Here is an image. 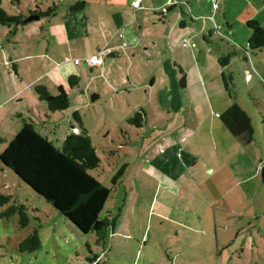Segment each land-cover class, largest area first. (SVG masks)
Masks as SVG:
<instances>
[{"label":"rangeland","instance_id":"rangeland-1","mask_svg":"<svg viewBox=\"0 0 264 264\" xmlns=\"http://www.w3.org/2000/svg\"><path fill=\"white\" fill-rule=\"evenodd\" d=\"M123 1L115 4L113 0H0V7L8 16H20L22 21L30 18V11L37 6L42 11L54 4L57 8L54 17L40 18L26 25H0V154L16 136L23 122L30 120L42 136L61 148L70 128L79 126L72 119L73 112L77 111L101 160V166L91 171L90 175L101 187L110 190L100 217L102 221L115 223V233L108 230L104 242H100L95 234H81L52 205L0 163V194L11 196V203L23 205L29 219V225L24 228L20 227L17 216L0 220V264H89V260L93 261L95 257L98 264H264V178L260 171L264 168V160L261 164H253L251 155L243 153L238 157L239 165L232 166L227 149L213 151L212 141L208 138L209 149L200 156L203 164L214 171L208 173L205 170L203 173L196 169V175L191 176L188 170L190 174L177 176L181 184L188 179L194 181V196L189 193L188 197L198 198L197 203L201 201L202 204L198 207L190 204L183 200L187 196L186 188L177 190V187H170L176 174L161 171L172 167V164L162 167L159 159L145 156L152 148L148 145L164 134L161 127L170 126L171 131L170 123L165 124L171 115L156 111V125L150 122L148 127L141 129L129 125L127 118L123 119L120 113V102L114 99V89L97 77L98 73H102L104 63L98 69L91 70L87 66L86 61L98 54L96 46L106 50V47L121 45L114 15L121 17L119 28L126 24L129 27L135 14L147 21H157L153 12L134 11L130 8V0L124 4ZM80 2L84 3V8L71 11ZM198 2L199 18L193 24L198 32L196 39L186 34L172 45V36L168 35L165 45L161 39L155 38V47L149 43L147 54L153 59L157 57V51L163 55L168 51L175 59L183 49L181 44L184 39L190 45L186 48L194 49L196 57L199 54L212 56V66L208 59L201 68L205 72L217 67V62L213 60L231 54L232 60L225 74L231 77L232 90L249 115L254 131L253 142L247 147L250 153L255 152L254 148H260L264 155V117L259 114V111L264 112V47L247 50L248 55L244 51L249 37L246 23L253 11L261 12L252 19L264 27V7L261 8L264 0ZM169 14L170 22L174 24L180 22L182 15L186 16L178 6ZM227 24L232 28L229 29ZM149 25H146L147 32ZM214 25L221 27L220 35L212 34ZM61 28L65 29L64 35L60 34ZM124 29L134 34L138 30L136 25L133 31L123 28L121 35L124 36ZM139 49H134V53L141 52ZM245 57L249 59L245 60ZM127 58L132 65L133 58L131 60L126 55L121 60L105 58V61L125 67ZM75 60L79 64L74 65ZM56 63L61 67L59 72L55 70ZM156 64L154 58L152 67L150 62L143 73L155 74L153 66ZM109 69L112 71L111 67ZM246 70L252 78L248 83L245 82ZM60 72L62 77L58 76ZM137 72L141 79L142 73ZM183 72L187 86L189 76ZM71 76L80 78L78 86L69 87L68 78ZM138 78L137 87L144 83L149 85V79ZM179 81L178 92L173 93L169 88L165 92L169 98L161 96L163 106L175 108L181 97L183 103L189 105L191 94L187 96L180 91ZM190 81L193 83L194 78L190 77ZM38 85L45 86L52 95H56L62 85L69 96V108L63 112H48L35 93ZM142 89L133 94L130 101L128 95L124 94L125 99L123 96L124 108L131 113L130 116L140 109L141 103L146 105L147 95ZM252 89L254 93L249 92ZM92 92L99 93L101 99L90 104ZM156 93L157 88L153 107L158 105ZM252 95H256L259 103L262 101L261 109L254 106ZM183 96H187L186 99ZM254 109V114H251ZM220 111V108L212 111L203 109L202 117L208 113L207 117L217 120L215 113H222ZM189 128L191 134L194 126L190 124ZM197 133L201 135L197 148L202 150L207 144L204 139L207 129ZM198 134L193 132L192 136H187V144L192 146ZM227 136L232 140L230 134ZM213 143L218 144L216 138ZM252 175L256 177L251 180ZM167 194L173 195L171 200ZM218 195L222 197L221 203L215 206L212 201ZM197 214L207 220L192 216ZM175 221L182 226H176ZM34 230L37 231L40 248L33 253L20 252L19 244Z\"/></svg>","mask_w":264,"mask_h":264},{"label":"crops","instance_id":"crops-1","mask_svg":"<svg viewBox=\"0 0 264 264\" xmlns=\"http://www.w3.org/2000/svg\"><path fill=\"white\" fill-rule=\"evenodd\" d=\"M113 1L115 2V4L119 2V0H113ZM131 1L133 0H130V4H131L130 8L132 10L134 11L143 10L145 12H153L155 14L154 18H156L157 21L156 22L154 20L147 21L141 18L142 17L141 15L140 17L139 14H135L133 21H131L130 24H128L129 27H127V24H126L122 28L121 27L119 28L121 24V20H120L121 17H119L118 15H114V23L116 24L117 30L120 35H121L123 28H130L133 31L136 25L138 30H137V33L134 34L130 30L128 33V31L124 29L126 35L125 36L122 35V37H120L119 35V39H121L122 42L131 43V47L129 48V51H127L128 49L125 50L127 51L125 53V51L119 49V45L111 46L113 48L106 47L107 49H112V50L114 49L116 52V53L114 52L115 57L108 56L107 59L121 60L123 59L124 55H126L130 57L131 60L133 58L132 65H131V62L129 63L130 61L129 58H127L129 64L127 63V66L125 67L119 64L116 65L115 63L114 64H111L110 62L106 63V61L104 60L103 62L104 66L101 70L102 73L100 74L97 72L98 73L97 77L99 79L105 80V83H106L105 85L110 86L114 89L113 90L114 95H115L114 99L116 100V102H120L121 104L120 113L122 114L123 119L125 118L128 119L129 117H131L130 116L131 113L127 109L124 108V99H125L124 94L128 95L127 99L128 101H130V97L133 94L139 93L140 91L139 89L143 88L142 92L144 91V93L147 95V102H146L147 106L143 105L142 103L140 104L141 107L139 110H143L145 113V123L142 125V127H140V129L143 128L144 126L148 127L150 122L156 125L157 120L154 122L155 119H158L156 111H158V114L164 113V115H169V116L171 115V118L168 119V121H165V124L170 123L171 128H172L171 131H169L170 126L161 127L160 129L163 130L164 134L160 136L159 138L154 139L153 143L148 145V146H151L152 148L147 150L145 156L146 158H154L155 160L159 159L160 164H163L162 167H166L167 164L171 163L172 167H166L165 170H161V171H165L168 173L174 172L176 174L172 180V184L170 187L175 188V189L177 187L178 188L177 190L186 188L187 196L185 195L183 197V200H187L189 201L190 204L198 207L200 204H202V202L200 201V203H197V201L199 200L198 198L188 197L189 193H192V196H194L193 191H192L193 189L192 185L194 184V181H192V179L191 180L188 179L181 184V179L180 178L177 179V176H179L180 174H184V176H186L187 175L186 173L190 174V171H191V176H194L196 175L195 174L196 169L202 170L203 173H205V170H207L208 173H212L214 171L210 166H205L203 164V161L200 156V154L206 153L207 150L209 149L208 138H210V140L212 141L211 148L213 151L217 149H225V148L227 149L226 153L228 157L231 158L230 162H232V166L237 167L239 165V163L237 162L239 161L238 157H240V155L243 153L244 155H251L253 164H256L258 162L261 164L262 163L261 160H264V155L260 152V148H254L255 152L250 153L248 150V147L243 146L234 137H232V140H230L227 136L230 133L224 127L221 120L220 121L218 120L220 119V116L231 105V100L228 98L224 90L222 81H221V73L222 72L225 73V70L229 68V65L232 59L230 60L229 65L227 67H221L217 62L218 58H216L213 61L217 62V67L215 66V69L213 70L211 69L210 71L205 72V70H201V68L202 66L204 67L208 59H209V65L212 66V63H214L211 60L212 56L208 54H205V55L203 54L204 61H203V64L200 65L195 55V52L193 51L194 49L191 50L192 48H186V47H189L190 45L183 39L182 40L183 43L181 44V47L184 49V50L182 49L184 51L183 53H182V50H180L179 56L173 59L174 57L168 54V51L164 55L160 51H157L156 52L157 57H154L157 60V64L153 66L156 73L155 74H151L149 72L143 73L144 71H147V67L150 62H151V65L149 66L152 67V62L154 61V58L151 59L148 56L147 52H148L149 43H151V46L155 47V44L153 43V40L155 38H157L158 40L161 39V41L165 45H166V41H168V38H167L168 35L172 36L171 37V42H173L172 45L174 44L175 40H179L180 38L184 37V35L186 34L188 36L194 37V40L196 39L195 35L198 34V32H196L195 25L193 24H196L197 19L199 18L198 11H199L200 6H199L198 0H194L195 1L194 3H192L191 0H176L173 2H171L170 0H157L156 2H151L150 0H141V6L138 9L132 6ZM125 2H127V0H124L123 4ZM119 3H121V1ZM177 6L179 7V9H181L182 11L186 13V16L187 14H189V17L188 16L187 17L191 20L190 23L188 22L185 15H182V19H180V22L178 24H174L170 22L169 18L171 17V14H169L168 12L164 13L163 8L169 7V9L171 8L170 10H172L173 8ZM261 6H262L261 8H263L264 4ZM159 9H161L160 12H163L162 14H160V12H157ZM253 13L254 14L251 17H249L250 19L248 21L250 20L255 21V19H252V18H255L254 16H258L261 12L257 10V12L253 11ZM173 22H177V21H173ZM62 25L63 23L61 24V26ZM146 25L150 26L148 30L149 32H147L146 30ZM158 25H161L160 26L161 28ZM259 25L264 29L261 23H259ZM227 26L229 29L232 28L231 25L227 24ZM179 30L181 31L180 33L178 32ZM247 30L249 32L248 34L250 35L251 31L249 29ZM64 31L65 29L63 30V28H61L60 34L64 35ZM138 31L140 33H138ZM175 37H178V38L175 39ZM144 38H146L147 41H145ZM66 44L68 45L67 42ZM231 44L235 45L234 42H231ZM53 45L56 46V44H53ZM138 48H140L139 50H141V52L134 53V49H138ZM96 50L100 51L103 49H101L99 46H96ZM131 50H133V52ZM91 55H93V53L90 54V56ZM121 55L122 57H120ZM248 59L249 57H245V60H248ZM176 62H178V65ZM57 65L58 63L55 64V68H56L55 70H58L59 72L60 71L59 69H61V67ZM74 65H76L75 62H74ZM110 67L112 68V71H110L109 69ZM133 68H135V71H133ZM180 69L181 70L183 69L186 75L188 74L189 76V84H187V86H184V88H181L180 91L183 92L184 95H187L188 93H190L192 100H190L189 105H186L185 103H183V100L181 97L180 100L177 101L178 105H176L175 108L168 107L167 105L163 106L160 98L161 96H163L164 99L169 98V94H165V92H167L169 88L173 90V93L178 92L177 82L180 79V73H179ZM137 71H140V73H142L141 79L138 78L140 74ZM246 71L247 72L245 76V82L248 83L252 80V78H251V74L249 73V71L248 70ZM62 75L63 74L60 72L58 76L62 77ZM190 77L194 78L193 83L190 81ZM136 78H138L139 80H144V81L145 80L148 81L149 79V85L144 83L137 87ZM78 79L80 80L79 77ZM156 85L157 87H155ZM156 88H157L156 102L158 105L156 107H153L154 105L153 97H154V92ZM65 91L67 92L66 89ZM249 92L254 93V89H252ZM94 96L96 97V100L93 103L101 99V96L99 93L92 92L91 97H94ZM123 96H124V99H123ZM187 96H183V97L186 99ZM252 96H254L252 98L254 102V106L257 105V109H261L262 101L259 103V100L257 99L256 95H252ZM239 102L240 101H238V103ZM239 105L241 106L242 109L244 108L242 107L243 106L242 103H239ZM217 108H220L222 110L220 111L222 112L220 114L215 113V117L217 118V120H213V119L211 120V117H207L209 116L208 113L202 117L203 109L212 111V109H217ZM247 108H251V107H247ZM254 112H255V109L253 110V112H251V114H254ZM259 112H260L259 114L264 117V112L263 111H259ZM190 124L194 126L193 132H195L196 135L198 134L197 131L199 132L202 130L203 132L204 130L207 129V133L205 134V138H204L206 139L207 144H205V147L202 150H199L197 148V140L201 136L199 134L192 146L187 144V140H186L187 136L188 137L192 136V133H193V132L191 134L189 133ZM153 128L154 126L151 127V130H153ZM230 137H231V134H230ZM214 138H216L218 144L214 145L213 143ZM160 141L163 143L161 144ZM254 149L252 151H254ZM180 160L181 162L179 163ZM188 170L190 171L188 172ZM263 170L264 168H262V170L260 171L262 172ZM254 177H256V175H252L251 180ZM170 187H168L167 185V188L172 189ZM172 196L173 195L167 194V198L170 200ZM221 199L222 197L218 195L212 201V204L215 206L219 205L221 203ZM192 216L196 217L198 220H201V218H204L203 216L199 214L192 215ZM206 220L207 219L205 218L203 219V221H206ZM175 222L177 224L178 221H175ZM176 226H182V225L177 224ZM112 233H115L114 230L112 231ZM97 259L94 258L95 262L94 263L89 262V264H98L96 263Z\"/></svg>","mask_w":264,"mask_h":264},{"label":"trees","instance_id":"trees-1","mask_svg":"<svg viewBox=\"0 0 264 264\" xmlns=\"http://www.w3.org/2000/svg\"><path fill=\"white\" fill-rule=\"evenodd\" d=\"M83 8L84 3L80 2L71 8V11ZM170 9L165 10L164 13H169ZM56 11L55 4L46 11H42L37 6L34 11H30V17H54ZM162 13L160 12V14ZM26 24L20 16H8L0 7V25L10 27L11 25ZM246 28L251 33L247 41L248 46L244 50L245 53H248L247 50L262 49L264 47V29L254 20L248 21ZM114 52L113 49L109 57H115L116 52ZM231 58V54H228L219 57L217 62L221 67H227ZM179 73V85L184 88L185 75L181 69ZM221 81L231 100V105L220 116V120L231 136L243 146L251 145L254 135L251 119L237 101L232 90L231 77L222 72ZM68 85L69 87L78 86V77H69ZM35 93L38 100L45 104L48 112H63L70 106L68 93L62 86L58 87L56 95L50 94L43 85L36 86ZM95 100V96L90 97L91 104ZM72 119L79 126L70 128L61 148L55 147L52 141L42 136L35 129V123L31 120L23 122L16 136L0 154V163L11 170L37 196L52 205L81 234H95L100 242H104L107 239L108 230L111 232L115 227L114 222L102 221L100 217L110 190L101 187L90 175L91 171L97 170L101 166V160L96 155L95 148L87 131L82 126L81 117L77 111L73 112ZM126 121L129 125L140 128L145 123V113L143 110H138ZM11 200V196L0 194V220L17 216L20 227H27L29 219L25 207L11 203ZM39 248L40 240L36 230L19 244L20 252L33 253ZM95 258L97 259V257ZM94 261L89 260V262Z\"/></svg>","mask_w":264,"mask_h":264},{"label":"built area","instance_id":"built-area-1","mask_svg":"<svg viewBox=\"0 0 264 264\" xmlns=\"http://www.w3.org/2000/svg\"><path fill=\"white\" fill-rule=\"evenodd\" d=\"M213 2H215L216 0H212ZM132 6L136 9L140 8L141 6V0H133L132 1ZM216 8V6H215ZM221 27L220 26H216L214 25V28L212 29V33L214 35H220L221 33ZM120 37H122V35H120ZM186 43V42H185ZM248 46V44H247ZM131 47V43L129 42H122L121 45L119 46V49L125 51L127 49H129ZM112 53L111 49H106V50H100L98 51V54L93 55L92 57H90L86 63L89 67H93V68H98L99 66L102 65L104 59L109 56ZM248 55V53H246ZM79 61H75V64H78Z\"/></svg>","mask_w":264,"mask_h":264},{"label":"water","instance_id":"water-1","mask_svg":"<svg viewBox=\"0 0 264 264\" xmlns=\"http://www.w3.org/2000/svg\"><path fill=\"white\" fill-rule=\"evenodd\" d=\"M39 19H40L39 17H30V18H27L23 22L24 23H28V22H31L33 20H39ZM197 60L199 61V64L202 65L203 64V61H204L203 54H199L198 57H197ZM262 177L264 178V170L262 171Z\"/></svg>","mask_w":264,"mask_h":264}]
</instances>
